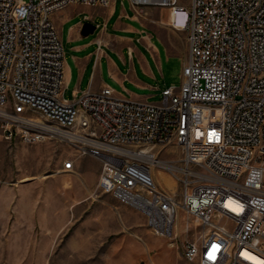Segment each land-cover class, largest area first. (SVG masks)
<instances>
[{
  "label": "built area",
  "instance_id": "obj_1",
  "mask_svg": "<svg viewBox=\"0 0 264 264\" xmlns=\"http://www.w3.org/2000/svg\"><path fill=\"white\" fill-rule=\"evenodd\" d=\"M129 2L139 13L169 8L173 26L185 14L181 85L164 89L159 102L109 86L64 97L65 52L53 15L111 0H0V141L66 142L75 154L63 171L94 157L98 191L140 210L157 235L172 236L185 212L189 262L264 264V0ZM173 142L180 163L156 168L177 181L179 195L138 156Z\"/></svg>",
  "mask_w": 264,
  "mask_h": 264
},
{
  "label": "rangeland",
  "instance_id": "obj_2",
  "mask_svg": "<svg viewBox=\"0 0 264 264\" xmlns=\"http://www.w3.org/2000/svg\"><path fill=\"white\" fill-rule=\"evenodd\" d=\"M187 57L162 52V70L157 67V78L151 82L158 89L147 92L153 94L150 102L161 101L164 89L181 85ZM74 87L70 84L66 90L67 99L73 98ZM112 87L123 93L122 87ZM154 152L166 163L178 164L182 156L174 142L157 146ZM74 154L68 143L55 138L34 144L0 141V264H157L153 261L157 249L150 256L127 250L129 240L143 243L145 229L173 248L163 264H198L182 256L185 212L181 211L172 236L155 234L140 210L110 193L96 195L94 188L85 187L97 159L83 157V176L76 168L63 171V161ZM156 166L155 178L165 187L160 182L162 170ZM174 191L180 194L178 183Z\"/></svg>",
  "mask_w": 264,
  "mask_h": 264
},
{
  "label": "crops",
  "instance_id": "obj_3",
  "mask_svg": "<svg viewBox=\"0 0 264 264\" xmlns=\"http://www.w3.org/2000/svg\"><path fill=\"white\" fill-rule=\"evenodd\" d=\"M53 20L65 52L64 97L74 83L73 98L109 86L120 96L149 101L153 94L147 92L158 89L151 82L157 78V67L162 70V52L168 57L188 54L185 14L178 13L173 26L170 9L166 7H145L139 13L126 0H111L106 7L72 4L55 13ZM86 24L95 27L87 32ZM112 86L122 87L123 93ZM82 161L83 157L76 158L74 166L83 176ZM96 163L90 184H84L99 195L101 163L98 160ZM142 234L143 243L128 241L129 252L150 256L157 249L153 258L157 264H163L170 252L173 254V248L163 239L146 229Z\"/></svg>",
  "mask_w": 264,
  "mask_h": 264
},
{
  "label": "bare ground",
  "instance_id": "obj_4",
  "mask_svg": "<svg viewBox=\"0 0 264 264\" xmlns=\"http://www.w3.org/2000/svg\"><path fill=\"white\" fill-rule=\"evenodd\" d=\"M152 150V148L150 149H143L140 151L139 153V157L144 160L145 162H147L152 168L153 166H166L168 167L169 164H167L166 162L163 161H159L158 159L155 158V155L150 153V151ZM159 176H160V180L161 182L166 186V188H168L169 190H175L176 186H177V181L171 177L169 174L165 173L164 171H159Z\"/></svg>",
  "mask_w": 264,
  "mask_h": 264
},
{
  "label": "water",
  "instance_id": "obj_5",
  "mask_svg": "<svg viewBox=\"0 0 264 264\" xmlns=\"http://www.w3.org/2000/svg\"><path fill=\"white\" fill-rule=\"evenodd\" d=\"M94 25L92 24H86V31L89 32V31H92L94 29Z\"/></svg>",
  "mask_w": 264,
  "mask_h": 264
},
{
  "label": "snow or ice",
  "instance_id": "obj_6",
  "mask_svg": "<svg viewBox=\"0 0 264 264\" xmlns=\"http://www.w3.org/2000/svg\"><path fill=\"white\" fill-rule=\"evenodd\" d=\"M210 258H214V257H211V256H210Z\"/></svg>",
  "mask_w": 264,
  "mask_h": 264
}]
</instances>
